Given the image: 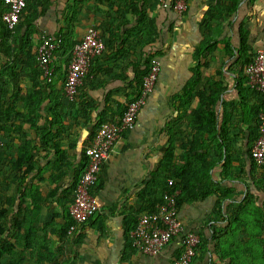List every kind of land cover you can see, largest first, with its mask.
Listing matches in <instances>:
<instances>
[{
    "label": "crops",
    "instance_id": "crops-1",
    "mask_svg": "<svg viewBox=\"0 0 264 264\" xmlns=\"http://www.w3.org/2000/svg\"><path fill=\"white\" fill-rule=\"evenodd\" d=\"M47 1L48 10L26 30H19L18 38L28 35L34 45H40L41 40L52 38L62 30L70 42L78 44L85 31L92 27L106 40L107 13L113 15L118 5V0ZM218 2L189 0L187 11L179 17L171 10L162 9L158 0H148L145 8L159 31V41L154 50L160 52L156 59L160 64L157 82L138 114L134 129L121 136L102 165L99 173L102 185L95 195L99 211L80 233L67 234L61 241L56 236L57 231L68 224L69 206L73 199L69 192L77 174L84 172L86 157L85 153L81 155V142L89 132L82 128V121L75 119V109H64V123L69 127L62 139L64 159L58 170L54 168L53 178L49 180L55 155L44 151L38 141L44 121L50 120L45 114L51 106L49 100L34 115L33 125L30 127L26 123V97L33 88L32 70L37 67H25L18 53L19 58L10 71L4 65L12 62L13 55L4 57L0 54V112L10 113L7 121L0 122V147L5 146L8 150L0 164L5 173V176H0L3 187L0 188V224L4 226L0 242L7 244L12 252L11 258L24 251L25 261L21 264H173L180 251L182 236L173 239L153 256L136 251L124 263L122 254L127 241L124 224L131 229L141 216L137 195L169 148L171 139L175 142V154L179 153L183 136L188 133L189 120L187 117L180 119L182 113L175 111L170 99L183 90L192 78V70H196L200 79L194 91L209 85L224 89L216 108L219 112L218 130L223 120V104L228 113L235 105H241V110L233 112L229 125L228 163L225 168L221 162L217 163L212 171L214 190L220 189L222 199L212 196L201 202L184 204L178 211L184 233L202 234L208 241V253L201 259L197 254L192 264H264V191L256 189L252 181L257 171L264 173V168L255 167V173H252L254 167L248 155L252 146L249 128L255 127L254 123L248 125L253 117L249 109L259 105V98L251 94L247 77L242 80L237 77L239 64H235L240 44L239 30L247 33L246 44L252 54L264 47V0H238L235 5L226 1L215 10ZM232 5L235 7L231 13ZM40 10L38 8L37 12ZM209 33L215 38L214 48L199 61L194 60L195 48ZM148 51V48L136 49L133 56L122 57L117 62L109 59V53H103L91 62L89 70L94 76L82 81L79 89L83 98L96 106L97 113L106 108H110L109 114L115 113L108 122L122 117L119 104L124 103L126 86L134 78L129 63L143 62ZM37 64L41 68L40 63ZM68 64L69 52H54L49 63L52 75L47 78L51 85L41 83L40 96L62 97V103L68 104L64 94ZM41 79L43 81L45 76ZM238 79L246 92L243 97L237 89ZM197 103L194 98L190 109H195ZM0 118L4 119V116L0 115ZM83 130L87 131L85 137H82ZM77 134L76 150H71V142ZM24 138L33 142V157L38 161L36 169L41 171L28 175L26 180H15L16 176H22L24 168L18 174L8 172V167L16 158L18 146ZM225 192L230 196L224 199ZM248 194L252 199L236 219V211ZM218 201L220 208L216 210ZM28 226L33 230L31 239L35 240L32 242L27 236ZM50 235L52 241L48 253L44 243ZM34 244L35 247L29 250ZM46 258L51 263L45 261ZM8 260L7 255L4 262Z\"/></svg>",
    "mask_w": 264,
    "mask_h": 264
},
{
    "label": "trees",
    "instance_id": "trees-1",
    "mask_svg": "<svg viewBox=\"0 0 264 264\" xmlns=\"http://www.w3.org/2000/svg\"><path fill=\"white\" fill-rule=\"evenodd\" d=\"M226 1L231 2L233 5L238 2V0ZM226 1L219 0L215 10L220 9V7L223 5V2ZM147 2L148 0H118L117 10L113 13V15L107 13L109 21L106 22L104 30V37L106 40H104L105 50L103 53H109L110 60L117 62L120 61L122 57L133 56L136 52V49H149V51L146 52L144 56L143 62L138 64L134 62L129 63L133 68L134 78L126 86L127 89L124 96V103L119 104V109H121L122 112L121 116L125 112L127 106L141 96L143 79L148 74L153 61L158 59L160 56L159 50L154 52L159 41V31L155 25V20L148 16V12L145 8ZM48 7L49 2L47 0L37 2H35V0H26V7L24 8L19 22L12 33L6 28L2 20V17L7 12L8 8L4 3V0H0V54H2L4 57L13 55L12 62L10 63L11 65H4L5 67H9L10 71L13 67H15V62L19 58V56H17L18 53L22 56L21 64H24L25 67H37L32 70L33 88L26 97L25 109L27 110L28 115L26 123L31 127L33 125L32 123L34 120V115L39 113V111H41V105L45 101L49 100L51 106L46 109L45 114L50 118V120L46 119L44 121L38 141L44 151L47 153H53V155H55V161L50 170L51 175L49 177V180H52L54 175L53 172L55 170L54 168L58 170L61 166V162L64 159V153L61 151L65 150L62 147V139H64V134L69 129V127L64 123V109L67 108L70 111L75 109V119L82 121V128L87 129L89 132L86 139L82 140L81 142L82 156H84L85 150L92 143L98 129L103 124L107 123L110 117L114 116L115 113L109 114L108 112L110 108H106L104 111L97 113L96 106L92 102H89L83 98L80 89L78 90L75 98L72 101H69L67 105L62 103V97H56L52 99L45 94L40 96L39 85L41 83L51 85L48 84L49 82H47L46 77L43 79V81L41 79L42 76H44V73L40 67L38 68L37 64L39 63L37 61V50L40 45H34V43L29 40L28 35L18 38V32L22 28L26 30L27 27H29L39 15H43L48 10ZM234 7L235 6H233V9L230 11L231 13L233 12ZM38 8L41 9L40 12H37ZM212 14L213 13L211 11L210 16H212ZM72 19L75 20V18ZM239 33L240 44L236 50L237 59L235 64H239V71L236 72V75L242 80L246 77V70L250 63H252L255 54H252L249 51V46L246 44L247 33L243 30H239ZM52 38L60 41L55 52H69L70 59L71 53L77 44L70 42L67 38V33H63L62 30H59L52 36ZM42 41L43 40L40 42L42 43ZM214 43L216 42L212 34L209 33L204 35L199 46L194 50V60L199 61L200 57H204L208 52H210L214 48L212 47ZM229 50L233 52L232 49ZM93 76L94 73L89 70L83 81L90 79ZM118 77L120 79L122 78L121 76ZM199 79L200 75L198 72H196V70H192V78L189 80L187 85L179 94L172 96L170 99V104L175 109V111L182 113L180 119L187 117L189 120L188 133L183 136L184 141L180 144V150H178V154H175V142H173L172 139L170 140L169 148L164 152L162 159L156 166L154 172L151 174L150 179L145 183L141 191L138 193L137 199L140 204V215L154 213L157 210V207L163 203V196L166 193L178 192L176 197L178 211L184 204L201 202L212 196H217L218 200L222 199L219 195V192H221L219 191L220 189L218 188L214 190L212 171L217 163L221 162L223 168H225L228 163L227 140L229 136V125L232 122L233 112H237L239 109L241 110V105L233 106L232 112L230 113L226 111L225 105H222L223 120L218 130L217 119L219 112L216 111V108L224 89L209 85L208 88H202L200 90L194 91L195 84ZM241 80L238 79L237 89L241 94V97H243V95H246V92L240 86V83H242ZM250 92L254 97L259 98V105L255 106V108L249 109V112H253V117L248 125H251V123L255 124L254 128H249L250 138L252 141V146L250 147L251 149L258 137L257 125L259 114L263 108V100L261 96L255 91ZM194 98L197 99V106L195 109H190ZM9 114V112H0V115L4 116V119L0 118V122L7 121L10 118ZM241 122L245 124L243 119ZM78 137L79 134H77L76 139L71 142L73 143V145H71V150H76V142ZM32 143L33 142L31 140L24 138L23 142H20V145L18 146L16 158L14 161L10 162L8 172H15L19 174L24 168L22 176H16L15 180H26L28 175L37 172V170L38 172L41 171V169H36V164H38V161H36L33 157ZM6 149L7 147L5 146L0 147V164L3 162L4 155L8 151ZM248 155L254 167V170L252 169V173H255V167L257 166L252 161L249 153ZM261 167L264 168V165ZM1 169L0 176L1 174H4L5 176V173ZM101 171L102 167L100 169V173ZM78 175L80 174H77L74 184L71 187V192H69L71 195L76 189L78 181L81 177V175ZM252 178L254 187L258 190L264 191V173L262 174L257 171L256 178L254 176H252ZM169 181H172L171 186L168 185ZM101 185L102 183L98 177V181L90 192L94 198L96 193L101 188ZM0 188H3L1 183ZM229 196L230 194L225 192L224 199L228 198ZM251 199L252 196L250 194L245 197L244 201L236 211V219L240 216L239 212L245 211V208L248 206ZM215 207L216 210L220 208V201L216 203ZM137 221L138 219L136 220L134 227L131 229L124 224L125 237L127 240L125 244V250L122 254V261H124V263H127L129 257L134 255L136 252V250L132 247L131 240L128 238V235L130 234L129 232L135 228ZM126 223L129 225V219L126 220ZM70 225L71 220L69 217L66 227L57 231L56 236L60 241L67 237V231ZM21 227L23 228L24 226ZM3 232L4 226L0 224V234ZM27 236L29 241L32 242V240H35L31 239L34 237L31 226H28ZM197 237L198 244L195 248V257L197 254H199L201 259L206 253H208V241L202 234L198 235ZM51 241L52 236L50 235L48 239L46 238L44 243L45 252H50L49 246ZM211 243H213V238L211 239ZM28 246L25 245L26 248ZM34 247L35 244L32 245V247H29V250L33 249ZM218 248L219 246L217 244L216 249L218 250ZM179 253L180 251L178 252V255ZM10 254H12V252L9 250L7 244L1 241L0 264H21L25 261L24 251L14 254L12 258L10 257ZM7 255L9 256V260L5 263L4 260L7 258ZM195 257L192 259L191 264L193 263ZM49 260L50 259L46 258L45 261L51 263ZM42 261H44V258Z\"/></svg>",
    "mask_w": 264,
    "mask_h": 264
},
{
    "label": "built area",
    "instance_id": "built-area-1",
    "mask_svg": "<svg viewBox=\"0 0 264 264\" xmlns=\"http://www.w3.org/2000/svg\"><path fill=\"white\" fill-rule=\"evenodd\" d=\"M189 0H158L159 6L171 10L181 17L188 8ZM8 10L2 20L6 28L14 32L20 16L26 7V0H4ZM60 41L51 37L43 39L37 54L41 69L46 78H50L49 68L52 55ZM105 50L104 40L95 28H88L81 41L74 47L66 71L64 94L72 101L87 75L91 62L100 57ZM160 64L154 60L148 74L143 79L141 96L131 102L122 117L103 124L97 131L92 143L85 151L86 166L69 206L71 225L67 234H78L99 211L100 206L91 195V189L98 181L100 169L107 160L118 140L125 133L132 131L138 114L145 105L148 95L153 90L159 76ZM247 87L258 93L263 100V108L258 118V137L250 150V157L257 167L264 165V47L255 53V57L246 70ZM169 186L172 181H169ZM178 192L166 193L163 203L152 214H143L138 218L135 228L130 232L132 247L146 256H153L163 250L173 239L182 236L180 253L173 264H191L195 257L198 237L194 233H184V226L176 205Z\"/></svg>",
    "mask_w": 264,
    "mask_h": 264
},
{
    "label": "water",
    "instance_id": "water-1",
    "mask_svg": "<svg viewBox=\"0 0 264 264\" xmlns=\"http://www.w3.org/2000/svg\"><path fill=\"white\" fill-rule=\"evenodd\" d=\"M86 135H87V131L86 130H83L82 137H85Z\"/></svg>",
    "mask_w": 264,
    "mask_h": 264
}]
</instances>
